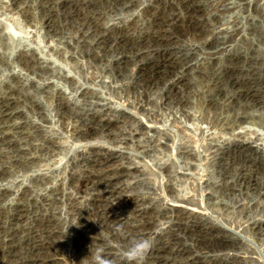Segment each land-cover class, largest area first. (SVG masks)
Instances as JSON below:
<instances>
[{
	"label": "rangeland",
	"instance_id": "374dc122",
	"mask_svg": "<svg viewBox=\"0 0 264 264\" xmlns=\"http://www.w3.org/2000/svg\"><path fill=\"white\" fill-rule=\"evenodd\" d=\"M140 239L264 264V0H0V264Z\"/></svg>",
	"mask_w": 264,
	"mask_h": 264
},
{
	"label": "clouds",
	"instance_id": "9594fccd",
	"mask_svg": "<svg viewBox=\"0 0 264 264\" xmlns=\"http://www.w3.org/2000/svg\"><path fill=\"white\" fill-rule=\"evenodd\" d=\"M68 227L69 225L66 228V232ZM151 247L152 242L149 239L135 240L126 249L125 258L129 264H143V260ZM92 264H113V261L97 252L92 256Z\"/></svg>",
	"mask_w": 264,
	"mask_h": 264
}]
</instances>
